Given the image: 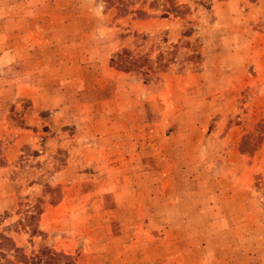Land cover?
<instances>
[{
    "label": "rangeland",
    "instance_id": "rangeland-1",
    "mask_svg": "<svg viewBox=\"0 0 264 264\" xmlns=\"http://www.w3.org/2000/svg\"><path fill=\"white\" fill-rule=\"evenodd\" d=\"M0 235L264 264V0H0Z\"/></svg>",
    "mask_w": 264,
    "mask_h": 264
},
{
    "label": "trees",
    "instance_id": "trees-1",
    "mask_svg": "<svg viewBox=\"0 0 264 264\" xmlns=\"http://www.w3.org/2000/svg\"><path fill=\"white\" fill-rule=\"evenodd\" d=\"M120 67L121 65L116 64V68L122 70ZM0 252L3 257L7 254L0 264H78L69 255L55 251L46 245L39 246L37 256L30 258L23 253L21 247L5 235H0Z\"/></svg>",
    "mask_w": 264,
    "mask_h": 264
},
{
    "label": "crops",
    "instance_id": "crops-1",
    "mask_svg": "<svg viewBox=\"0 0 264 264\" xmlns=\"http://www.w3.org/2000/svg\"><path fill=\"white\" fill-rule=\"evenodd\" d=\"M87 46V50L86 48L84 49V52H96L97 50V47L94 48V46H92V43H87V40L84 41V44L82 45V47H86ZM74 47V46H73ZM93 55H96V54H93ZM95 63L97 61H94ZM78 208V207H77ZM63 252H65L66 250L65 249H62ZM163 257V256H162ZM158 264H169V260H168V257L165 255V258H163L162 260L158 261Z\"/></svg>",
    "mask_w": 264,
    "mask_h": 264
}]
</instances>
